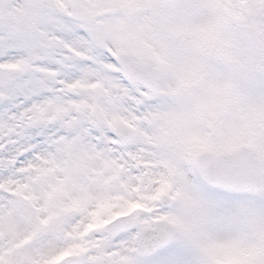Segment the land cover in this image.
<instances>
[{
  "label": "snow or ice",
  "instance_id": "6c2138e0",
  "mask_svg": "<svg viewBox=\"0 0 264 264\" xmlns=\"http://www.w3.org/2000/svg\"><path fill=\"white\" fill-rule=\"evenodd\" d=\"M0 264H264V0H0Z\"/></svg>",
  "mask_w": 264,
  "mask_h": 264
}]
</instances>
